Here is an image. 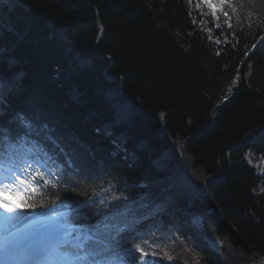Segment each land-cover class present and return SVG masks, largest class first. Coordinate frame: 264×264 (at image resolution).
<instances>
[{"label":"trees","instance_id":"trees-1","mask_svg":"<svg viewBox=\"0 0 264 264\" xmlns=\"http://www.w3.org/2000/svg\"><path fill=\"white\" fill-rule=\"evenodd\" d=\"M0 83V135L21 138L0 144L3 167L39 157L60 181L12 222H110L115 264H261L264 176L247 153L264 158V0L217 15L193 0H0Z\"/></svg>","mask_w":264,"mask_h":264},{"label":"snow or ice","instance_id":"snow-or-ice-1","mask_svg":"<svg viewBox=\"0 0 264 264\" xmlns=\"http://www.w3.org/2000/svg\"><path fill=\"white\" fill-rule=\"evenodd\" d=\"M203 2L215 13L217 8L215 0H203ZM223 2L224 0H220L221 4ZM5 139H8L9 143L15 144L21 138L17 137L14 141L9 137L0 135V144H3ZM0 153L7 154V145L0 147ZM25 172L27 175L24 174ZM47 175L30 162H25L14 174L6 175L3 167V157L0 156V209L6 213H12L20 207L19 205L10 204L8 200L4 199V194L23 196L22 205L29 209L34 208L35 205L27 203V201L33 199L38 193L41 195H59V192L52 193L51 189L56 188L60 181L56 180L49 183L48 180L44 179ZM54 175H58V173ZM41 185L45 187L42 189ZM64 191L70 195L78 194L75 188H65ZM128 210L127 204L113 206V211L116 213L123 214ZM113 227L110 222L101 223L99 221L96 225L89 226L87 232L75 236L70 244V253L58 255L59 264H115L116 247L120 243L119 236L123 233L124 228L115 227L113 231ZM73 235H75V229H73ZM8 250V243L0 241V251L7 255ZM136 250L141 252L143 258H147L149 255L139 244L136 245ZM56 251L59 253V249H56Z\"/></svg>","mask_w":264,"mask_h":264},{"label":"rangeland","instance_id":"rangeland-1","mask_svg":"<svg viewBox=\"0 0 264 264\" xmlns=\"http://www.w3.org/2000/svg\"><path fill=\"white\" fill-rule=\"evenodd\" d=\"M193 1L196 7H198L199 9L203 8L204 10L208 11L212 15H217V13L222 8V4L220 3V0H215V2L217 3V8L215 10V13L213 12L212 9H209L207 7V5L203 2V0H193ZM207 30L210 31V29H207ZM212 41L218 44L222 42L220 39L215 38V37H212ZM0 86H1V83H0ZM178 149L180 150L179 144H178ZM180 155H182V153ZM247 159L250 161L251 164H253L257 168L260 176H264V158L256 155L252 151H248ZM33 164L34 163H32V165ZM41 164L46 166V164L43 161H41ZM258 191L259 192L264 191V179H261V182L258 187ZM12 198H15V196ZM4 199L10 202V195L4 194ZM8 216H9V213H6L2 209H0V231L8 227V223H7ZM65 217H66L65 211H58L54 213L31 217L22 223L9 227L5 231V233H3V235L0 237V241H3L4 238L10 232H12V230H14L16 227L26 223L29 220L39 219V218H44V220L47 219V221L44 224H42L43 226L41 225L39 227L40 233H38V235L39 237L41 236L40 240L42 241L41 243L42 249L38 255L37 260L33 262V264H52L51 260H49V257L52 254H55L58 246H61V245H64L66 243L73 241L75 239V236H77L76 230L79 229L78 226L73 225L69 222H66ZM195 220L197 222H200L201 218L195 217ZM73 229H75V235H73ZM210 245L216 250H219L220 246L222 245V242L220 239H214L210 241ZM263 259L264 258H261V264L263 262Z\"/></svg>","mask_w":264,"mask_h":264},{"label":"bare ground","instance_id":"bare-ground-1","mask_svg":"<svg viewBox=\"0 0 264 264\" xmlns=\"http://www.w3.org/2000/svg\"><path fill=\"white\" fill-rule=\"evenodd\" d=\"M46 221L44 218L32 219L12 230L3 240L8 243L9 250L7 255L0 251L2 256L19 260L21 264L38 256L42 249L39 227Z\"/></svg>","mask_w":264,"mask_h":264},{"label":"water","instance_id":"water-1","mask_svg":"<svg viewBox=\"0 0 264 264\" xmlns=\"http://www.w3.org/2000/svg\"><path fill=\"white\" fill-rule=\"evenodd\" d=\"M96 22L98 23V24H100L101 25V27H102V29H101V37H100V39H99V43L103 40V38H104V34H105V26L103 25V23L98 19V20H96ZM106 58H108V60L111 62L112 61V59L111 58H109L108 56H106ZM110 77L112 78V79H114V80H116V79H119L120 77L119 76H113V75H110ZM123 85H124V80L123 79H121V87H123ZM128 98H130V99H136L134 96H131V95H126ZM138 100V99H137ZM138 102H139V104H141V102L138 100ZM140 109L142 110V111H144L145 112V110L140 106ZM160 119H162L163 120V117L161 116V115H157ZM163 133L167 136V137H169V138H172V136L169 134V133H167L166 132V130L164 129V126H163ZM181 154V153H180ZM182 156V155H181ZM182 162H183V164H184V167H185V169L187 170V165H186V162L184 161V159H182ZM185 181L190 185V182L188 181V179L187 178H185ZM190 187H191V191L193 192V193H199L198 191H195L194 190V188H192V186L190 185ZM262 264H264V259H263V262H262Z\"/></svg>","mask_w":264,"mask_h":264}]
</instances>
